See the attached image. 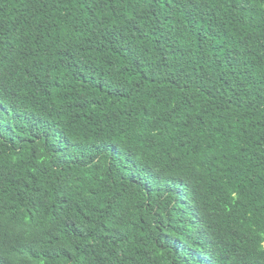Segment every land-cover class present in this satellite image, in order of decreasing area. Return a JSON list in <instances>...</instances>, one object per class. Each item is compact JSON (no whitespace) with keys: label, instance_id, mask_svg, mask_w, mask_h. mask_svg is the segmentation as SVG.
<instances>
[{"label":"trees","instance_id":"1","mask_svg":"<svg viewBox=\"0 0 264 264\" xmlns=\"http://www.w3.org/2000/svg\"><path fill=\"white\" fill-rule=\"evenodd\" d=\"M0 264H264V0H0Z\"/></svg>","mask_w":264,"mask_h":264}]
</instances>
